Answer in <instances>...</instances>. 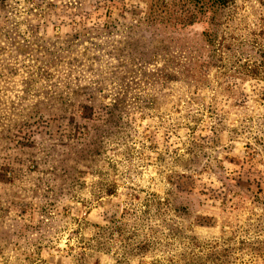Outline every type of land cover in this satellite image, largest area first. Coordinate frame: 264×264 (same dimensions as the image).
Returning a JSON list of instances; mask_svg holds the SVG:
<instances>
[{"label":"rangeland","instance_id":"1","mask_svg":"<svg viewBox=\"0 0 264 264\" xmlns=\"http://www.w3.org/2000/svg\"><path fill=\"white\" fill-rule=\"evenodd\" d=\"M143 6L0 0V264H206L223 233L258 240L264 0H232L223 50Z\"/></svg>","mask_w":264,"mask_h":264},{"label":"trees","instance_id":"2","mask_svg":"<svg viewBox=\"0 0 264 264\" xmlns=\"http://www.w3.org/2000/svg\"><path fill=\"white\" fill-rule=\"evenodd\" d=\"M138 2V3H137ZM232 0H96V8L106 7L112 11L117 7L135 6L139 8L143 4L142 19L140 24H145L155 29L162 23H167L171 30L180 32L187 27L201 25L203 27L202 37L207 45L216 44L225 48V37H221L219 31L223 23L221 15L231 5ZM173 31V32H174ZM221 37V38H220ZM210 50L208 53L210 54ZM255 74V72L253 73ZM258 240L248 242L249 246L234 251L232 242L223 233L219 240L214 241L206 247V264H239L237 255L240 251L248 250L250 260L240 264H264V197L258 196ZM227 223L226 219L223 221ZM246 251V250H245ZM202 258V257H201Z\"/></svg>","mask_w":264,"mask_h":264}]
</instances>
